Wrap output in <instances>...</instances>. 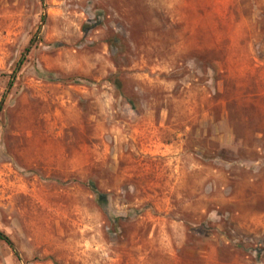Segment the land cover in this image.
Instances as JSON below:
<instances>
[{
    "label": "rangeland",
    "instance_id": "obj_1",
    "mask_svg": "<svg viewBox=\"0 0 264 264\" xmlns=\"http://www.w3.org/2000/svg\"><path fill=\"white\" fill-rule=\"evenodd\" d=\"M0 231V264H264V0H0Z\"/></svg>",
    "mask_w": 264,
    "mask_h": 264
},
{
    "label": "trees",
    "instance_id": "obj_2",
    "mask_svg": "<svg viewBox=\"0 0 264 264\" xmlns=\"http://www.w3.org/2000/svg\"><path fill=\"white\" fill-rule=\"evenodd\" d=\"M120 73H121L120 69H118L115 73H113L109 77V81L114 85V87L116 88V90L119 92L120 95H122L126 100H128V102L133 104L134 101L124 91V85H123V81H122V78L120 76ZM92 188H93L94 192L97 194L98 200L100 202H103L106 200L104 193L99 192V190L97 189V187L95 185H92ZM0 240L4 241L6 244H8L13 249L15 254H17L13 241L2 231H0Z\"/></svg>",
    "mask_w": 264,
    "mask_h": 264
}]
</instances>
